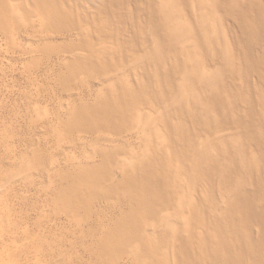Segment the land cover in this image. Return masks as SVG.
Returning <instances> with one entry per match:
<instances>
[{
    "label": "bare ground",
    "instance_id": "obj_1",
    "mask_svg": "<svg viewBox=\"0 0 264 264\" xmlns=\"http://www.w3.org/2000/svg\"><path fill=\"white\" fill-rule=\"evenodd\" d=\"M126 1L78 12L91 28L73 72L137 59L133 78L109 83L72 120L118 132L133 108L162 111L137 113L147 141L119 179L110 168L117 146H100V160L60 174L69 184L57 189V210L89 214L102 198L125 201L96 243L112 261L132 253L142 264H264V0H130L143 18L125 37L122 23L133 22ZM27 2L52 29L73 22L60 5L81 9L79 0ZM107 39L115 45L94 49Z\"/></svg>",
    "mask_w": 264,
    "mask_h": 264
},
{
    "label": "rangeland",
    "instance_id": "obj_2",
    "mask_svg": "<svg viewBox=\"0 0 264 264\" xmlns=\"http://www.w3.org/2000/svg\"><path fill=\"white\" fill-rule=\"evenodd\" d=\"M2 1L0 264H142L132 253L112 261L102 257L96 248L105 228L127 208L125 201L102 198L93 203L89 214L56 208L57 189L69 184L60 181L59 175L76 172L88 161L100 160V146L119 147L116 160L110 164L116 179L121 177L122 166L145 147L148 132L134 124V119L137 113L145 119L155 116L161 107L146 105L140 111L133 108L118 132L79 127L72 120L74 113L92 104L109 83L133 78L137 57L122 58L108 72H73L74 59L89 51L84 32L91 28L90 21L79 13L95 12L99 0H79V10L60 5L73 20L60 29L44 27L27 0ZM160 1L147 0V4ZM124 13L127 20H133L122 23L127 37L133 31L132 24L137 27L143 14H138L130 0L124 4ZM98 22L105 23V17ZM112 45L115 44L109 39L96 40L93 47L102 50ZM163 212L161 208L158 215Z\"/></svg>",
    "mask_w": 264,
    "mask_h": 264
}]
</instances>
